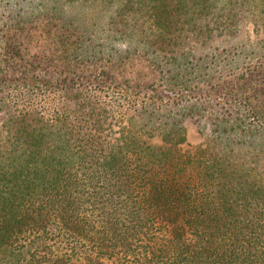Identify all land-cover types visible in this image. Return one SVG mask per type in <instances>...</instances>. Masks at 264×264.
I'll return each mask as SVG.
<instances>
[{
	"label": "trees",
	"instance_id": "trees-1",
	"mask_svg": "<svg viewBox=\"0 0 264 264\" xmlns=\"http://www.w3.org/2000/svg\"><path fill=\"white\" fill-rule=\"evenodd\" d=\"M240 17L0 0V264H264V36L174 49Z\"/></svg>",
	"mask_w": 264,
	"mask_h": 264
},
{
	"label": "rangeland",
	"instance_id": "rangeland-1",
	"mask_svg": "<svg viewBox=\"0 0 264 264\" xmlns=\"http://www.w3.org/2000/svg\"><path fill=\"white\" fill-rule=\"evenodd\" d=\"M241 18V17H240ZM252 27V23L246 18L236 20L230 27L225 30H213L209 34H199L197 36H191L190 34L186 39L182 41V44L174 47L175 50H207L209 47L214 45L225 44L227 41L235 40L236 38H244L245 36L254 37L255 34L264 36V34L256 33ZM128 43L120 42L119 46L125 48ZM132 44V43H131ZM195 127L192 125L188 129V136L186 144L183 148H193L198 144L203 146L204 136L208 132H202L203 135L198 134L195 131Z\"/></svg>",
	"mask_w": 264,
	"mask_h": 264
}]
</instances>
